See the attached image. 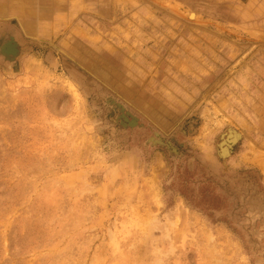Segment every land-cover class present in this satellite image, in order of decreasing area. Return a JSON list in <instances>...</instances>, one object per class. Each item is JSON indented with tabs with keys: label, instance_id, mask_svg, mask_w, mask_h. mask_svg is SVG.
<instances>
[{
	"label": "rangeland",
	"instance_id": "1",
	"mask_svg": "<svg viewBox=\"0 0 264 264\" xmlns=\"http://www.w3.org/2000/svg\"><path fill=\"white\" fill-rule=\"evenodd\" d=\"M6 34L0 264H264V0H0Z\"/></svg>",
	"mask_w": 264,
	"mask_h": 264
},
{
	"label": "bare ground",
	"instance_id": "2",
	"mask_svg": "<svg viewBox=\"0 0 264 264\" xmlns=\"http://www.w3.org/2000/svg\"><path fill=\"white\" fill-rule=\"evenodd\" d=\"M190 19L194 18V14H191L189 16ZM11 37H8L6 35H4L3 39L6 40L7 45L5 46V48L3 49V53L5 55H7L8 57H11L14 53V49H17V47L15 45H13V41L10 39ZM18 51H16L17 54ZM124 112V111H123ZM118 118H122V117H118ZM227 139L224 140L221 144H220V151L221 154L223 156H226L228 154V149L230 146L236 144L240 139H241V135L240 133H238L236 130L234 129H228L227 130Z\"/></svg>",
	"mask_w": 264,
	"mask_h": 264
},
{
	"label": "water",
	"instance_id": "3",
	"mask_svg": "<svg viewBox=\"0 0 264 264\" xmlns=\"http://www.w3.org/2000/svg\"><path fill=\"white\" fill-rule=\"evenodd\" d=\"M6 36L11 37L10 39L13 41V45H15L17 47V49H14V53H13V55L11 57H8L7 55H5L3 53V49L7 45V42H6L5 39H3V45L0 48V54L4 57L5 60L12 61L16 57V55L18 54V52L16 54V51H18V46L15 43L14 38H13V36L11 34H6ZM120 117H122V120H123V123L121 122V124H120L122 127H130L131 128L134 125H136V119L134 117H132L128 112H125V114L124 115L122 114ZM128 117L131 120H129ZM152 142L154 143L155 141L152 139ZM158 143L160 145H162L161 142H158Z\"/></svg>",
	"mask_w": 264,
	"mask_h": 264
}]
</instances>
